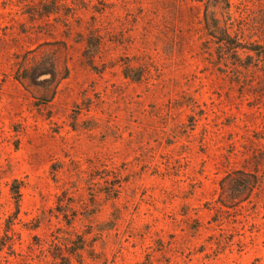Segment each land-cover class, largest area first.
<instances>
[{
	"label": "rangeland",
	"instance_id": "rangeland-1",
	"mask_svg": "<svg viewBox=\"0 0 264 264\" xmlns=\"http://www.w3.org/2000/svg\"><path fill=\"white\" fill-rule=\"evenodd\" d=\"M0 264H264V0H0Z\"/></svg>",
	"mask_w": 264,
	"mask_h": 264
},
{
	"label": "trees",
	"instance_id": "trees-1",
	"mask_svg": "<svg viewBox=\"0 0 264 264\" xmlns=\"http://www.w3.org/2000/svg\"><path fill=\"white\" fill-rule=\"evenodd\" d=\"M224 33H225V32H224ZM222 35H223V37L225 38V40L229 41V38H228V36H226V34H222ZM238 48H239V47L236 46L235 49H238ZM13 184H14L15 187L12 188L11 193H12V195L14 196V200H15V208H16V210H17L18 199H19V187H16V186L18 185L17 182H14Z\"/></svg>",
	"mask_w": 264,
	"mask_h": 264
}]
</instances>
